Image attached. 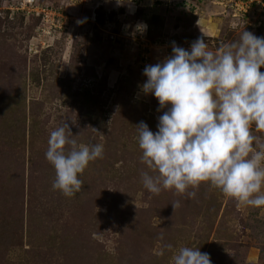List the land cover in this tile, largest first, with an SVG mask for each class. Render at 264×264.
<instances>
[{"label": "rangeland", "instance_id": "rangeland-1", "mask_svg": "<svg viewBox=\"0 0 264 264\" xmlns=\"http://www.w3.org/2000/svg\"><path fill=\"white\" fill-rule=\"evenodd\" d=\"M134 8L0 0V264H173L182 247L212 264H264V207L208 183L195 198L148 192L134 128L143 121L155 132L167 110L141 92L145 66L170 56L173 42L189 49L203 38L215 52L243 30L264 37V0H134ZM140 22L146 32L133 35ZM65 122L78 143L104 146L73 197L53 190L45 158L50 132ZM252 134L254 147L264 144V131ZM163 244L172 250L159 256Z\"/></svg>", "mask_w": 264, "mask_h": 264}, {"label": "clouds", "instance_id": "clouds-1", "mask_svg": "<svg viewBox=\"0 0 264 264\" xmlns=\"http://www.w3.org/2000/svg\"><path fill=\"white\" fill-rule=\"evenodd\" d=\"M116 4L127 6L130 14L135 11L134 0H116ZM146 30L140 22L132 34ZM262 67L264 37L245 30L238 41L224 43L215 52L203 38L189 49L173 42L170 56L145 66L141 92L158 101V111L167 109L155 132L143 121L134 126L141 163L147 168L142 183L148 192L174 190L195 198V189L208 183L241 204L264 207V144L254 147L258 138L252 134L253 126L264 131ZM73 137L66 122L57 126L50 132L45 153L55 170L52 188L66 197L81 191L79 175L104 151L103 144L78 143ZM172 207H180V201ZM166 250L172 245H161L156 254L163 256ZM172 260L173 264H212L208 253L194 247L180 248Z\"/></svg>", "mask_w": 264, "mask_h": 264}, {"label": "bare ground", "instance_id": "bare-ground-1", "mask_svg": "<svg viewBox=\"0 0 264 264\" xmlns=\"http://www.w3.org/2000/svg\"><path fill=\"white\" fill-rule=\"evenodd\" d=\"M74 24H75V25H78L77 20H75Z\"/></svg>", "mask_w": 264, "mask_h": 264}]
</instances>
